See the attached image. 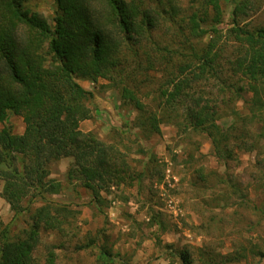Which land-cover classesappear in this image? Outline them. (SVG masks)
<instances>
[{"label":"trees","instance_id":"obj_1","mask_svg":"<svg viewBox=\"0 0 264 264\" xmlns=\"http://www.w3.org/2000/svg\"><path fill=\"white\" fill-rule=\"evenodd\" d=\"M28 1L0 0V196L14 215L33 198L42 204L15 236L0 218V264H57L52 246L42 257L36 254L41 231L63 233L72 224L68 204L45 197L63 188L49 177L52 163L72 158L66 181H79L89 190L100 213L102 192L152 171L137 172L119 144L81 130L80 123L92 117V92L80 79H104L118 88L122 102L137 111L135 122L146 135H159L161 123L175 117L183 132L206 134L218 160L228 161L238 150L264 149V22L252 23L253 0H193L187 8L179 0H54L51 24L28 15L23 8ZM222 1L231 4L226 23ZM165 25L176 33L159 40L157 32ZM222 36L231 42L226 64L221 61L226 51ZM151 72L160 75L153 107L141 98L149 94L144 84ZM245 92L251 96L237 110L235 103ZM10 115L22 118V133L4 124ZM223 117L231 118L227 127L219 123ZM230 187L239 192L240 205L264 215V206ZM190 248L203 264L233 263L246 256L245 247L223 254L204 246ZM255 252L264 257L259 248ZM97 258L112 264L114 255L101 246ZM178 259L179 264L196 260L185 247Z\"/></svg>","mask_w":264,"mask_h":264},{"label":"rangeland","instance_id":"obj_2","mask_svg":"<svg viewBox=\"0 0 264 264\" xmlns=\"http://www.w3.org/2000/svg\"><path fill=\"white\" fill-rule=\"evenodd\" d=\"M179 1L187 8L193 0ZM253 4L252 23L264 22V0H253ZM23 8L28 15H40L51 24L55 2L29 0ZM222 8L224 22H229L231 4L222 1ZM166 26L157 32L159 40L165 41L176 33L175 27L168 31ZM208 38L209 35L203 41ZM226 39L224 36L219 39L226 48L221 53L224 64L231 48V42L226 43ZM150 74L151 78L144 84V91L149 94L141 98L153 107V90L160 75ZM85 81L87 90L92 92L88 101L92 117L80 123L81 130L93 131L103 141L119 144L132 158L137 172L148 167L152 171L130 185L125 183L102 192L99 202L102 213L90 191L79 181H65L60 192L45 194L48 201L68 204L73 214L72 224L65 225L63 233L41 231L37 256L42 257L47 246H52L57 264H101L97 256L99 248L105 246L114 255L112 264H179L178 252L185 247L193 253L194 264H203L191 246H204L216 254L245 247L244 258L226 264H264V257L255 252L257 248L264 252V215L254 213L250 205H240L239 192L234 193L230 187L241 189L262 209L264 149L238 150L228 161L218 160L206 134L197 130L183 132L174 124L181 119L175 117L161 123L159 135H146L135 122L137 111L122 102L118 88L104 79ZM250 96L249 92L243 93L235 108L242 110L243 101ZM104 101L110 103L111 110L102 107ZM230 121V117H223L219 123L227 127ZM4 124L14 133L23 132L20 116L10 115ZM229 146L233 147L232 142ZM150 156L154 158L152 163ZM70 165H66L67 169ZM54 170L58 174L60 166L55 165ZM27 199L22 206H26ZM41 204L40 198H33L29 209L14 215L0 196V218L9 224L10 233L15 236L29 226V216ZM91 239L93 243L87 245ZM215 260L220 263L218 257Z\"/></svg>","mask_w":264,"mask_h":264},{"label":"crops","instance_id":"obj_3","mask_svg":"<svg viewBox=\"0 0 264 264\" xmlns=\"http://www.w3.org/2000/svg\"><path fill=\"white\" fill-rule=\"evenodd\" d=\"M78 83L84 88L87 90V82L85 80H78ZM103 103V106L102 107H105L106 109L108 110H111V106H110V103H108L107 101H104L102 102ZM88 128V127H87ZM89 129V128H88ZM87 129V130H88ZM22 133V132H21ZM65 161V162H63ZM70 163H72V158L70 157H64V158H61L60 160L54 162L52 165H50V175L49 177L50 178H53V179H56L60 182H65L66 181V172H67V167L66 165H69ZM55 165L57 166H60V172H58V174L55 173ZM174 201V200H173Z\"/></svg>","mask_w":264,"mask_h":264}]
</instances>
